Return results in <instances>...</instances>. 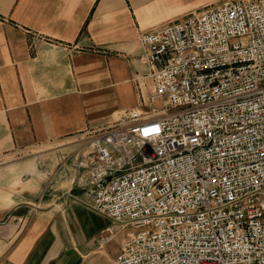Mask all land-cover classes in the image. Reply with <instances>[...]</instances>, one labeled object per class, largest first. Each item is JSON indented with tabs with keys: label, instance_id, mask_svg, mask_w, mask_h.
Segmentation results:
<instances>
[{
	"label": "built area",
	"instance_id": "1",
	"mask_svg": "<svg viewBox=\"0 0 264 264\" xmlns=\"http://www.w3.org/2000/svg\"><path fill=\"white\" fill-rule=\"evenodd\" d=\"M149 85L75 160L116 264H264V0L142 33Z\"/></svg>",
	"mask_w": 264,
	"mask_h": 264
},
{
	"label": "crops",
	"instance_id": "2",
	"mask_svg": "<svg viewBox=\"0 0 264 264\" xmlns=\"http://www.w3.org/2000/svg\"><path fill=\"white\" fill-rule=\"evenodd\" d=\"M221 2L0 0V264H83L101 247L111 222L75 160L149 85L139 36Z\"/></svg>",
	"mask_w": 264,
	"mask_h": 264
},
{
	"label": "rangeland",
	"instance_id": "3",
	"mask_svg": "<svg viewBox=\"0 0 264 264\" xmlns=\"http://www.w3.org/2000/svg\"><path fill=\"white\" fill-rule=\"evenodd\" d=\"M221 1L224 0H220V2ZM88 150L90 149H86V151ZM76 184L77 182L75 183V187ZM124 238L125 234L123 232L119 233L114 239L101 245V247L96 248L91 253H89L85 258V262L83 264H116L115 259L119 251V246Z\"/></svg>",
	"mask_w": 264,
	"mask_h": 264
},
{
	"label": "bare ground",
	"instance_id": "4",
	"mask_svg": "<svg viewBox=\"0 0 264 264\" xmlns=\"http://www.w3.org/2000/svg\"><path fill=\"white\" fill-rule=\"evenodd\" d=\"M115 116H116V115H115ZM117 117H118V116H117ZM117 117H116V118H117Z\"/></svg>",
	"mask_w": 264,
	"mask_h": 264
}]
</instances>
